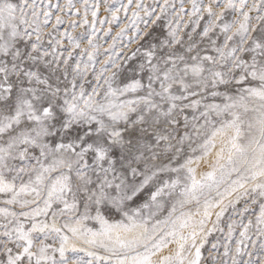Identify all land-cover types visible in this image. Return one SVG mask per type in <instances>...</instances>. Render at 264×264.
<instances>
[{
  "label": "snow or ice",
  "instance_id": "snow-or-ice-1",
  "mask_svg": "<svg viewBox=\"0 0 264 264\" xmlns=\"http://www.w3.org/2000/svg\"><path fill=\"white\" fill-rule=\"evenodd\" d=\"M0 264H264V0H0Z\"/></svg>",
  "mask_w": 264,
  "mask_h": 264
}]
</instances>
